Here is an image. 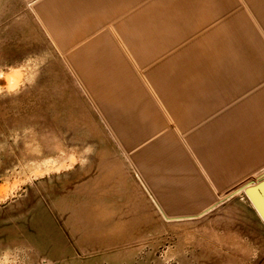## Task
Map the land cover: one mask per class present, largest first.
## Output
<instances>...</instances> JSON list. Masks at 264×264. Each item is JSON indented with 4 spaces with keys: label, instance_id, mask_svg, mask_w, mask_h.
Here are the masks:
<instances>
[{
    "label": "rangeland",
    "instance_id": "1",
    "mask_svg": "<svg viewBox=\"0 0 264 264\" xmlns=\"http://www.w3.org/2000/svg\"><path fill=\"white\" fill-rule=\"evenodd\" d=\"M172 1L115 28L186 127L187 105L216 72L244 81V68L264 69V37L243 17L211 21L230 5L216 14L209 3L184 11ZM111 7L0 0V264H264V222L244 191L264 175V161H244L264 153V95L219 119L223 131L236 129V144L225 146H236L237 159L207 164L215 197L147 85L97 27Z\"/></svg>",
    "mask_w": 264,
    "mask_h": 264
},
{
    "label": "crops",
    "instance_id": "2",
    "mask_svg": "<svg viewBox=\"0 0 264 264\" xmlns=\"http://www.w3.org/2000/svg\"><path fill=\"white\" fill-rule=\"evenodd\" d=\"M164 1L165 0H84L87 7H89L90 5H108V7L112 6L109 9L107 8V10L104 9V11H109L110 13L106 15L105 21L101 23L102 27H97H106L108 29L107 31L110 32L108 36L115 41V46L112 47L113 50L121 55L123 61L128 65V67H130V69L134 72L138 79L144 81L143 83L147 85L148 92L152 96L151 98L153 99V101L156 102V104L160 107L161 111L165 115L169 126L173 131V137H175V139L179 143V147H181V149H183L184 153L187 155L188 160L192 161L196 172L198 173V176L201 178L200 181L203 182V184L201 183L202 188L209 187L211 193L214 194L215 197H218L221 193L218 190L219 186L215 183L218 180L215 176L216 172L214 171V169H210L209 165L207 164L212 163V161H225L228 158L229 161H231V158H233V161L237 159V155L236 158L234 156L235 152H237L236 146H225L226 143L230 144L231 142H233L234 145L236 144V136L231 139V136L236 134V129L227 126L229 128H226V130L223 131L221 125L219 124V119L222 116L231 117L235 119V117H237V114L235 113L236 111H233L234 109H231V107L235 105V103L241 102L243 100L251 101L253 99V96L255 95H264V69L261 68L259 70L258 67H255L252 70H249V68H244V73L250 75V78H247L244 81L236 79V76L235 74H233V72L231 73L233 74L232 76L236 79V81H219V78L222 79V77H225L226 75H222L221 72H216V74L213 75L214 77H212V80L207 82L204 81L202 84H200L201 86L199 87V89H197V93H199L198 99L192 100L185 109L187 112L185 114V117L191 119L190 125L186 127L175 125V114H168V112L165 111L164 107L161 105V101H163V99L156 95L146 82V76L142 72V69L145 67V65H142L135 56L138 55L140 52L137 49H132L130 48V46H126L125 32L123 31L121 33L118 31L117 28H115V26H117L119 22H124L128 16H132L131 14H136L138 11L140 13L142 12V10L144 11L149 5H165L166 3ZM172 3L174 5H181L182 7H184L185 9L182 8L184 9V11L189 10L187 8L188 6L204 7L205 5H207V3H209L208 5H213L214 7H217L215 12L216 14H219L225 9L226 6L230 5L231 8L226 9L221 16L211 21H227L229 25H234L235 23H238V18L240 19L241 17H243L245 23H256L257 27L259 28L258 30L261 32L259 36L264 37V0H174L171 3L167 4ZM200 10L201 9L198 10L197 14L201 13ZM87 11L85 12V15L87 14ZM192 15L195 14L192 13ZM233 15L235 16L233 17ZM131 19L133 18L131 17L129 21H131ZM202 20L203 18H200L197 21ZM91 21L94 20H90V22ZM78 29L81 30L80 25L78 26ZM218 30L214 32H217ZM83 31H86V28ZM195 35L196 33L190 34L189 37ZM137 36L138 35H136V37ZM206 36H209V34H207ZM186 48H188V46H184V50ZM175 52L176 51L173 50L169 52L159 51L158 54L175 55ZM170 55L165 58H163V56L161 57L162 59H164V61L166 59L170 60L174 58ZM194 67L195 66H193V68ZM198 67L199 66L195 67V70ZM198 70L202 69L199 67ZM257 74L261 76L263 75V77L261 80L257 79L254 81L253 76ZM257 100L260 101L264 99L258 98ZM193 106L197 107V109H191ZM193 131L194 133H192ZM189 133H192V135L196 134L195 136L190 137V141L185 136ZM221 133L225 135L227 134V137L222 138ZM212 151H215L218 157L215 158ZM254 155L255 153L253 154V156L250 155L248 157V160H243L264 161V153L260 152L257 156ZM244 170L245 169L241 171L242 175L245 172ZM226 173L231 175V177L235 176L231 180H237L235 170H228ZM206 174L209 178L206 176ZM250 177V174H248V178L246 179H249ZM241 179L242 178H240V180ZM240 180L237 181L239 182Z\"/></svg>",
    "mask_w": 264,
    "mask_h": 264
},
{
    "label": "water",
    "instance_id": "3",
    "mask_svg": "<svg viewBox=\"0 0 264 264\" xmlns=\"http://www.w3.org/2000/svg\"><path fill=\"white\" fill-rule=\"evenodd\" d=\"M244 191L264 222V175L256 182L248 183Z\"/></svg>",
    "mask_w": 264,
    "mask_h": 264
}]
</instances>
